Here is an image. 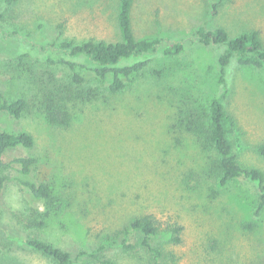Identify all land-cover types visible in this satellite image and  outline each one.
<instances>
[{
    "label": "rangeland",
    "instance_id": "1",
    "mask_svg": "<svg viewBox=\"0 0 264 264\" xmlns=\"http://www.w3.org/2000/svg\"><path fill=\"white\" fill-rule=\"evenodd\" d=\"M220 1L135 0L137 39L179 40L184 52L155 56L122 94L100 92L101 99L93 101L84 94L69 107L70 126L60 127L46 119L44 96L68 85L70 71L47 61L57 52L48 46L120 41L119 0H19L11 6L0 0V92L29 104L21 119L1 113L0 128L34 139L32 148L10 149L3 157L0 264H56L25 245L32 239L76 260L81 252L122 239L120 231L145 215L162 229L184 227L182 242L165 246L174 255L171 264H264V211L254 217L258 186L239 180L221 187L211 171L212 148L189 132L211 100L226 94V110L243 145L240 161L264 171V157L256 152L264 145V70L234 61L221 84L222 48L193 41L205 26L225 28L232 37L259 31L264 43V0H224L212 17L211 5ZM21 157L47 168L53 210L24 189L19 166H9ZM36 178L37 170L29 180ZM103 257L113 264H152L143 249L138 255L108 249ZM82 259L78 262L100 264Z\"/></svg>",
    "mask_w": 264,
    "mask_h": 264
},
{
    "label": "trees",
    "instance_id": "2",
    "mask_svg": "<svg viewBox=\"0 0 264 264\" xmlns=\"http://www.w3.org/2000/svg\"><path fill=\"white\" fill-rule=\"evenodd\" d=\"M5 1L11 6L19 0ZM223 1L211 5L212 17L217 16ZM134 2L135 0H119L117 26L121 35L120 41L89 40L81 44L64 41L59 45L48 46L57 52L50 53L47 61L70 71L68 85L57 89L56 92L49 90L44 96L46 99L43 112L50 124L70 126L72 117L69 107L73 101L84 99V94L89 101L101 99L100 92L112 96L122 94L150 67L155 56L163 54L166 57H175L184 52L183 42L179 40L137 39L132 16ZM12 35L15 36L16 33ZM193 41L202 47L222 48L223 51L218 57L221 84H226L227 70L234 61L242 68L264 70V43L259 31L232 37L225 28L209 29L202 26L195 31ZM78 59H83V62L77 61ZM226 99V94L213 98L208 106V113L190 122L189 132L212 148L215 156L211 171L215 173L221 187L239 180H246L258 186L259 201L254 217L259 218L264 211V171L246 166L240 161L239 155L243 145L236 121L226 110ZM28 108L29 104L24 98L10 101L0 92V114L7 113L15 119H21ZM33 146L34 139L29 133L13 134L0 128V193L4 191L7 181L2 173L6 166L3 160L5 153L10 149L18 147L30 149ZM256 152L264 157V145L258 146ZM39 164L35 158L21 157L15 159L9 166H19L18 172L22 176L19 181L24 189L35 200L44 201L48 211L53 210L55 199L45 183L48 170L44 166L38 168ZM36 170V181L29 180ZM248 226L254 228L252 225ZM183 231L184 227L179 223L170 224L162 229L151 215L137 217L120 231L119 235H124L122 239L118 240L115 236L116 238L105 242L96 250L81 252L76 260L70 253L38 239L28 240L25 245L56 264H75L82 258H89L100 264H113L103 257V252L108 249L120 250L130 255H138L140 249H143L152 264H171L174 255L172 252L167 253L165 246L179 245L182 242ZM135 236L142 238L141 243L134 242ZM165 236L167 240L164 242ZM81 262L78 264H84Z\"/></svg>",
    "mask_w": 264,
    "mask_h": 264
}]
</instances>
